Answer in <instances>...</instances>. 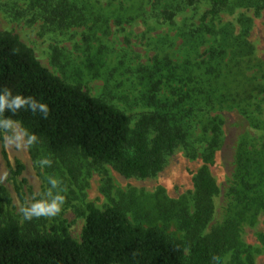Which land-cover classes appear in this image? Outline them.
Wrapping results in <instances>:
<instances>
[{
    "label": "trees",
    "instance_id": "16d2710c",
    "mask_svg": "<svg viewBox=\"0 0 264 264\" xmlns=\"http://www.w3.org/2000/svg\"><path fill=\"white\" fill-rule=\"evenodd\" d=\"M201 1L17 0L25 8L18 7L14 14L29 18L30 23H40L42 34L62 36L72 29H83L82 45L76 46L82 58L76 64L67 62V68L81 65L84 69L72 77L74 84L43 67L18 36L0 31V89L32 97L47 104L49 109L46 118L39 112L26 110L13 117L37 137L35 145L28 149L32 161L38 166L41 158H47L51 161L50 167H44L47 173L59 172L62 165L74 180L77 168H81L76 160L80 159L92 165H109L125 178L144 179L163 169L166 156L174 148L179 145L187 148V133L181 122L192 111L182 113L180 106L185 99L201 94L207 106L215 97L222 100L230 96L231 101L240 97L237 93L224 95L221 90L228 89L223 81L231 80L234 72L239 71L238 57L243 56V50L252 48L241 35L233 37L228 32L224 38L222 35L221 41L234 48L230 59L233 63L226 70H223L226 55L223 48L196 66L190 63L175 66L168 57L154 58L150 66L140 65L138 79L142 89L132 92L131 100L126 98L131 105H140L144 110L134 129L125 112L104 99L90 96L82 90L81 83L103 78L108 94L118 93V87H122V83L112 82L116 68L106 69L109 51L102 39L110 35L111 26L119 27L147 17L173 23L177 14ZM208 3L209 11L201 17L192 35L214 34L205 22L208 16L215 17L235 6L257 4L256 0H208ZM184 77H188L192 92L177 95L171 84ZM162 85L168 86L177 99L159 98ZM252 88L264 93V84ZM244 95L249 99L247 90ZM211 133L204 164L211 160L217 146L219 126L213 125ZM2 154L7 161L5 151ZM237 165L239 176L228 195L227 215L209 232L205 230L213 216V197L218 194V187L203 165L193 179L194 190L184 201L166 197L162 189L140 198L134 195L131 204L138 216L135 220L140 222H131L119 206L100 210L86 204L79 241L70 236L62 221L51 225L46 233L37 229L42 220L25 219L23 227L7 212L0 221V264H222L223 256L240 246V226L252 225L264 210V161L255 154L239 153ZM8 167L13 176L20 175L24 168L19 162L15 163V171L10 164ZM4 200L7 205L10 203L0 185V203ZM3 212L0 206V214ZM145 220L175 223L182 238L170 237L156 226H145L142 223ZM245 262L254 264L249 254Z\"/></svg>",
    "mask_w": 264,
    "mask_h": 264
},
{
    "label": "rangeland",
    "instance_id": "374dc122",
    "mask_svg": "<svg viewBox=\"0 0 264 264\" xmlns=\"http://www.w3.org/2000/svg\"><path fill=\"white\" fill-rule=\"evenodd\" d=\"M256 3L253 7L235 6L234 9L221 11L215 17H206L205 22L210 25L214 34L192 35V30L198 27L201 17L209 11L208 0H202L194 8H187L177 14L173 23L147 17L127 25L111 26L110 35L102 39V44L109 51L106 69L116 68L112 82L122 83V87H118V93L108 94L104 79L97 78L83 80L82 90L125 112L130 117L132 129L144 110L140 105H131L126 98L131 100L132 92L142 89L138 79L140 65L150 66L154 58L168 57L175 66L186 63L196 66L225 49L223 70H226L233 63L230 59L234 49L221 41L222 35L224 38L227 32L233 37L241 35V39L252 47H247L243 50V56L238 57L241 62L239 71L234 72L231 80L223 81V86L228 87L227 90H221L224 95L237 93L240 97H233L236 101H231L230 96L222 100L215 97L206 106L207 100L202 99L199 94L180 103L182 113L192 111L181 122L183 131L187 133V148L182 145L174 148L166 156L163 169L144 179L125 178L109 165H92L90 161L81 159L76 160L80 162L81 168H77L75 180L62 165L59 172L47 173L45 168L32 161L28 150L6 146L0 135V185L4 187L10 200L8 205L5 200L0 203L4 211L0 214V221L9 212L23 226L25 219L20 209L30 205L34 196L38 199L44 197L49 187L47 177L52 176L60 180L59 191L64 195L65 201L59 215L34 218L35 222L42 220L37 229L47 233L51 225L62 221L70 236L79 241L85 222L82 213L85 212L86 204H93L100 210L119 206L131 222H140L135 220L138 216L131 204L134 195L140 198L162 189L166 197L184 201L189 192L194 190L193 179L203 165L207 166L208 173L218 187V194L213 197V216L205 232L223 221L230 206V189L239 176L238 154H255L264 161V93L252 88L264 84V1L256 0ZM23 5L24 3H17V0H0V31L18 36L23 44L33 50L43 67L74 84L72 77L84 69L81 65H70L67 68V62L76 64L82 58L76 46L82 45L83 29H72L62 36L42 34L40 23H30L29 18L14 14L18 7L24 9ZM93 45L96 46L97 43L94 42ZM189 85L188 77L171 84L177 95L192 92ZM245 90L250 93L249 99L245 98ZM159 98L177 99L166 85L160 87ZM213 125L219 126L220 133L211 160L204 164L203 159L209 152V143L213 137ZM3 151L7 161L3 157ZM16 162L21 163L24 168L20 175L13 176L8 164L15 171ZM142 223L163 229L170 237L182 238L175 223ZM239 241V248L226 253L221 260L222 264H245L248 254L252 256L254 264H264V210L258 213L252 225L240 226Z\"/></svg>",
    "mask_w": 264,
    "mask_h": 264
},
{
    "label": "clouds",
    "instance_id": "9594fccd",
    "mask_svg": "<svg viewBox=\"0 0 264 264\" xmlns=\"http://www.w3.org/2000/svg\"><path fill=\"white\" fill-rule=\"evenodd\" d=\"M21 110L31 111L33 114L39 112L47 117L49 111L47 104L32 97L14 95L10 89H0V135H2L6 146L14 147L17 150H28L37 141L35 134L30 133L22 126L19 119H14ZM5 113H10L6 116ZM41 168L50 167L51 161L41 158L38 161ZM60 180L47 177L48 189L43 198L33 197L32 203L22 207L21 213L26 220L41 217H55L60 214L65 197L59 191Z\"/></svg>",
    "mask_w": 264,
    "mask_h": 264
}]
</instances>
